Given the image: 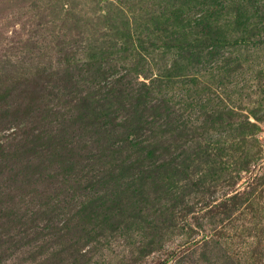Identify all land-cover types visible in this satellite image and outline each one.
Returning <instances> with one entry per match:
<instances>
[{
    "label": "trees",
    "instance_id": "obj_1",
    "mask_svg": "<svg viewBox=\"0 0 264 264\" xmlns=\"http://www.w3.org/2000/svg\"><path fill=\"white\" fill-rule=\"evenodd\" d=\"M80 1L84 6L68 12L66 28L72 34L81 23L95 29L106 23L96 51L79 56L84 47L60 39L58 56L49 61L25 56L9 64L7 52L0 54V134L15 128L0 138V182L11 185L0 189V264L14 254L20 264H96L92 254L103 236L145 224L154 208L147 187L155 188V174L171 170L157 157L172 154L178 140L162 132L145 135L159 123L162 108L168 121L178 119L160 84L205 74L211 64L225 63L231 41H247V33L235 39L228 33L229 21L233 32L249 25L247 10L236 4L226 9L218 0H163L167 7L156 15L145 11L147 0ZM156 51L163 55L155 57ZM220 111L208 113L202 126L222 124ZM184 142L193 149L192 140ZM38 199L43 204L35 209H47L28 215Z\"/></svg>",
    "mask_w": 264,
    "mask_h": 264
},
{
    "label": "rangeland",
    "instance_id": "obj_2",
    "mask_svg": "<svg viewBox=\"0 0 264 264\" xmlns=\"http://www.w3.org/2000/svg\"><path fill=\"white\" fill-rule=\"evenodd\" d=\"M147 1L144 6L149 13L158 15L167 7L163 0ZM218 4L226 9L236 4L247 10L249 25L245 31L233 32L230 21L227 27L230 38L247 33V41L238 45L231 41L224 48L225 63L211 64L205 74H190L171 82L164 79L160 84L178 119L175 123L168 121L162 108L159 123L145 135H154L155 131L178 138L171 145L172 154L157 157L169 161L167 168L171 170L155 174V188L153 183L147 187L154 208L145 224L136 223L115 238L105 240L103 236L99 249L92 254L96 264H264V0H218ZM82 6L80 0H0V54L7 52L9 64L25 56L45 62L58 56L56 44L61 39L77 41L84 47L77 54L86 57L104 41L101 36L107 25L99 23L106 26L95 29L94 23L85 28L81 23L70 34L67 14ZM25 42L37 44V49H22ZM152 55L163 54L156 51ZM53 108L63 113L66 110L61 103ZM219 111L224 118L222 124L202 126L208 113ZM178 126L186 130V135H181ZM171 128L175 130L167 134ZM14 130L1 132L0 138L4 140ZM184 140H192L189 146L193 149L187 150ZM201 148H205L202 155ZM10 186L0 182L3 191ZM31 196L20 198L24 201ZM38 201L28 206V215L33 211L37 217V209H47H35L43 204ZM24 210L21 206V212ZM20 257H6L7 263L20 264Z\"/></svg>",
    "mask_w": 264,
    "mask_h": 264
}]
</instances>
